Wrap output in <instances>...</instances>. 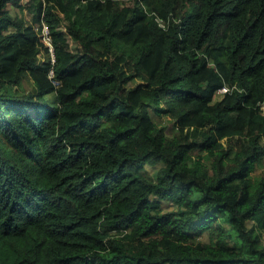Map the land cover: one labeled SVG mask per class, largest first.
Returning <instances> with one entry per match:
<instances>
[{
    "label": "trees",
    "instance_id": "1",
    "mask_svg": "<svg viewBox=\"0 0 264 264\" xmlns=\"http://www.w3.org/2000/svg\"><path fill=\"white\" fill-rule=\"evenodd\" d=\"M261 104L264 0H0V264H264Z\"/></svg>",
    "mask_w": 264,
    "mask_h": 264
},
{
    "label": "rangeland",
    "instance_id": "2",
    "mask_svg": "<svg viewBox=\"0 0 264 264\" xmlns=\"http://www.w3.org/2000/svg\"><path fill=\"white\" fill-rule=\"evenodd\" d=\"M25 1L26 0H19V4H24L25 3ZM8 10L10 11V13L11 14H19V10H18V8L17 7H15V6H11V5H8ZM60 16H61V14H59ZM18 16H21V14H19ZM27 19H29V17L27 18ZM68 41H69V43H70V45H71V48L73 49V47H74V44L70 41V39L68 38ZM136 81H133L132 83H130L129 85L130 86H132V85H134V83H135ZM25 89H28V87L25 85ZM156 121H158V122H161L164 126H165V132H167L166 133V136L168 135V136H170L169 135V130H170V122L167 120V119H165V118H162V119H159V118H157L156 119ZM169 123V124H168ZM264 168V160H263V162L261 163V164H258V166H257V170H256V172H259L260 170H261V168ZM145 169H146V172L147 173H149L150 175H152L153 177H155V174H156V171H157V169H158V166H149V165H145ZM163 206L164 207H167L168 206V208L167 209H172L173 208V206H169L168 205V203H163ZM247 226L249 227L250 226V223L248 222L247 223ZM263 235V240H264V233L262 234Z\"/></svg>",
    "mask_w": 264,
    "mask_h": 264
},
{
    "label": "built area",
    "instance_id": "3",
    "mask_svg": "<svg viewBox=\"0 0 264 264\" xmlns=\"http://www.w3.org/2000/svg\"><path fill=\"white\" fill-rule=\"evenodd\" d=\"M43 34H44V37H43L44 42L46 44H48L49 38H48L47 30L45 28L43 29ZM228 91H229V89L227 87H222L220 90H218V93H226ZM260 107H261V109H263L264 108V105L261 104Z\"/></svg>",
    "mask_w": 264,
    "mask_h": 264
},
{
    "label": "clouds",
    "instance_id": "4",
    "mask_svg": "<svg viewBox=\"0 0 264 264\" xmlns=\"http://www.w3.org/2000/svg\"><path fill=\"white\" fill-rule=\"evenodd\" d=\"M45 27H43L42 29H41V35H42V39H43V37H44V34H43V29H44ZM46 29V28H45ZM47 33H48V31H47ZM43 42H44V39H43ZM44 44L45 45H47L49 48H50V43H49V41H48V44H46L45 42H44ZM50 51H52L51 50V48H50ZM54 84H56V82L54 81L53 82ZM228 88V87H227ZM229 89V91H230V88H228ZM218 93V92H217ZM218 94H223V93H218Z\"/></svg>",
    "mask_w": 264,
    "mask_h": 264
}]
</instances>
